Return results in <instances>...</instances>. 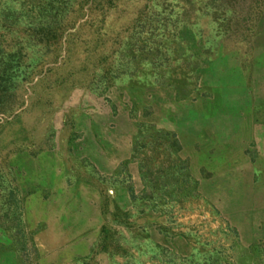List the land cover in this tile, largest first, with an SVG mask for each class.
Here are the masks:
<instances>
[{
	"label": "rangeland",
	"instance_id": "obj_1",
	"mask_svg": "<svg viewBox=\"0 0 264 264\" xmlns=\"http://www.w3.org/2000/svg\"><path fill=\"white\" fill-rule=\"evenodd\" d=\"M71 185L85 264H264V0H0V264Z\"/></svg>",
	"mask_w": 264,
	"mask_h": 264
},
{
	"label": "crops",
	"instance_id": "obj_2",
	"mask_svg": "<svg viewBox=\"0 0 264 264\" xmlns=\"http://www.w3.org/2000/svg\"><path fill=\"white\" fill-rule=\"evenodd\" d=\"M74 192L71 185V215L59 214L52 220L41 221L45 222L39 232L41 240L54 245L47 244L50 251L41 256L37 264H85L97 250L91 235L98 230V219L94 222L92 218L90 202L73 200ZM7 256L13 264H24L21 250L15 245Z\"/></svg>",
	"mask_w": 264,
	"mask_h": 264
}]
</instances>
